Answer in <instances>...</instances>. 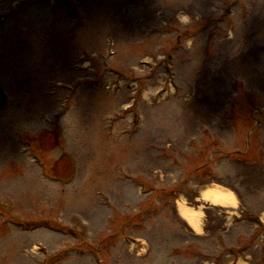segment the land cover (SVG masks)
<instances>
[{
	"label": "rangeland",
	"instance_id": "1",
	"mask_svg": "<svg viewBox=\"0 0 264 264\" xmlns=\"http://www.w3.org/2000/svg\"><path fill=\"white\" fill-rule=\"evenodd\" d=\"M0 88V264H159L197 240L145 189L192 196L209 161L197 150H243L264 118V0H0ZM218 161L212 179L243 214L264 213V160ZM194 201L177 211L196 234L203 205L240 208L217 185Z\"/></svg>",
	"mask_w": 264,
	"mask_h": 264
},
{
	"label": "water",
	"instance_id": "2",
	"mask_svg": "<svg viewBox=\"0 0 264 264\" xmlns=\"http://www.w3.org/2000/svg\"><path fill=\"white\" fill-rule=\"evenodd\" d=\"M5 97L3 96V94L1 93V91H0V108L2 107V106H4V104H5Z\"/></svg>",
	"mask_w": 264,
	"mask_h": 264
}]
</instances>
